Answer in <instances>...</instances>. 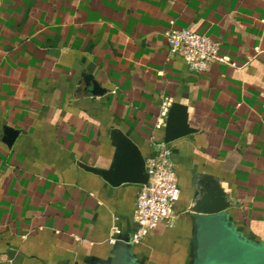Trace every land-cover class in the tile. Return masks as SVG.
<instances>
[{
	"label": "crops",
	"instance_id": "1",
	"mask_svg": "<svg viewBox=\"0 0 264 264\" xmlns=\"http://www.w3.org/2000/svg\"><path fill=\"white\" fill-rule=\"evenodd\" d=\"M179 28L229 61L191 70L167 41ZM174 103L194 128L169 142L180 199L135 240L141 185L94 168L121 136L150 164ZM210 183L229 202L212 214L196 209ZM218 220L264 246V0H1L0 264H198Z\"/></svg>",
	"mask_w": 264,
	"mask_h": 264
},
{
	"label": "water",
	"instance_id": "2",
	"mask_svg": "<svg viewBox=\"0 0 264 264\" xmlns=\"http://www.w3.org/2000/svg\"><path fill=\"white\" fill-rule=\"evenodd\" d=\"M93 93L101 94L99 83L92 79ZM194 128L188 124L186 106L174 103L168 112L165 125V142L169 143L191 133ZM7 139L17 131L6 128ZM103 177L117 186L124 182L146 184L149 180L146 157L140 147L129 137L119 138L116 158L108 169H98ZM229 205L224 191L216 184L202 189L196 209L205 213H218ZM108 264H128L123 250H116L115 257ZM198 264H264V246L251 245L240 239L231 228L218 220L201 231L199 236Z\"/></svg>",
	"mask_w": 264,
	"mask_h": 264
},
{
	"label": "built area",
	"instance_id": "3",
	"mask_svg": "<svg viewBox=\"0 0 264 264\" xmlns=\"http://www.w3.org/2000/svg\"><path fill=\"white\" fill-rule=\"evenodd\" d=\"M166 37L171 50L183 56L193 71L202 72L214 62L229 61L222 54L221 42L207 34L179 28L168 30ZM168 111L167 106L164 107L163 117L168 116ZM158 146L157 155L147 164L149 180L137 193L135 219L138 229L135 240L156 230L162 223L170 222L181 195L171 147L167 142Z\"/></svg>",
	"mask_w": 264,
	"mask_h": 264
}]
</instances>
